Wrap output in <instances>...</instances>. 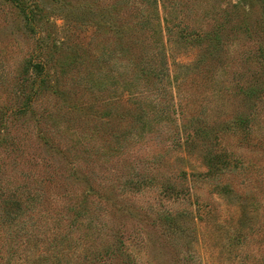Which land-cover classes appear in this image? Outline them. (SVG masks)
<instances>
[{
    "label": "rangeland",
    "instance_id": "374dc122",
    "mask_svg": "<svg viewBox=\"0 0 264 264\" xmlns=\"http://www.w3.org/2000/svg\"><path fill=\"white\" fill-rule=\"evenodd\" d=\"M24 2L0 0V264H264L261 0Z\"/></svg>",
    "mask_w": 264,
    "mask_h": 264
},
{
    "label": "trees",
    "instance_id": "16d2710c",
    "mask_svg": "<svg viewBox=\"0 0 264 264\" xmlns=\"http://www.w3.org/2000/svg\"><path fill=\"white\" fill-rule=\"evenodd\" d=\"M9 1L13 2L16 5V7L20 10V12L24 13L25 19L27 20V22L30 23L31 22V17L28 14V11L26 9L24 0H9ZM261 2L263 4V9H264V0H261ZM29 67L31 69H35V71H37L36 75H37V77L39 79L37 82H35V86H34V92H35L37 89L43 87L44 83H45V80L42 77L43 66L42 65H38V64H29ZM247 94H248V96H250V95L253 94V91L249 90V92ZM0 125H3V122H1Z\"/></svg>",
    "mask_w": 264,
    "mask_h": 264
}]
</instances>
